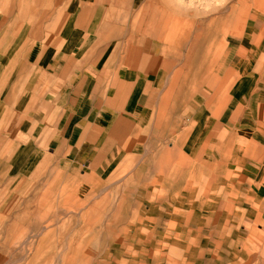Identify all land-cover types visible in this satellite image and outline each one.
<instances>
[{
	"label": "crops",
	"instance_id": "1",
	"mask_svg": "<svg viewBox=\"0 0 264 264\" xmlns=\"http://www.w3.org/2000/svg\"><path fill=\"white\" fill-rule=\"evenodd\" d=\"M233 2L0 0V177L45 151L107 186L99 264H264V0Z\"/></svg>",
	"mask_w": 264,
	"mask_h": 264
},
{
	"label": "rangeland",
	"instance_id": "2",
	"mask_svg": "<svg viewBox=\"0 0 264 264\" xmlns=\"http://www.w3.org/2000/svg\"><path fill=\"white\" fill-rule=\"evenodd\" d=\"M178 1L184 6L194 2L200 8L202 1H208L211 12L219 4V0ZM233 5V0H227L228 17H242ZM106 187L98 188L84 168L60 162L45 151L20 152L13 166L4 163L0 264H99L105 260L113 241L125 235L112 232L118 226L114 227L116 218L112 221L113 206L120 201L105 200L110 196ZM122 188L115 185L112 196L121 197Z\"/></svg>",
	"mask_w": 264,
	"mask_h": 264
}]
</instances>
